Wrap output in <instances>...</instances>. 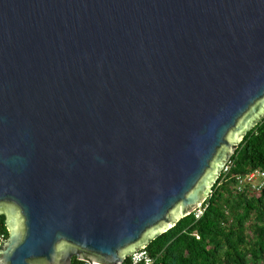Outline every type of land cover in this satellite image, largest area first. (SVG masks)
Segmentation results:
<instances>
[{"label": "water", "instance_id": "water-1", "mask_svg": "<svg viewBox=\"0 0 264 264\" xmlns=\"http://www.w3.org/2000/svg\"><path fill=\"white\" fill-rule=\"evenodd\" d=\"M263 120L264 0H0V264H121Z\"/></svg>", "mask_w": 264, "mask_h": 264}, {"label": "trees", "instance_id": "trees-1", "mask_svg": "<svg viewBox=\"0 0 264 264\" xmlns=\"http://www.w3.org/2000/svg\"><path fill=\"white\" fill-rule=\"evenodd\" d=\"M230 161V173L225 180L220 175L202 215L193 212L147 246L154 264H264V186L256 190L246 183L239 189L238 180L264 172V120ZM0 231L9 237L5 215ZM73 264L87 263L75 258Z\"/></svg>", "mask_w": 264, "mask_h": 264}, {"label": "built area", "instance_id": "built-area-1", "mask_svg": "<svg viewBox=\"0 0 264 264\" xmlns=\"http://www.w3.org/2000/svg\"><path fill=\"white\" fill-rule=\"evenodd\" d=\"M231 167H232V162L229 161L223 168L221 172V176L223 177L224 180L230 173ZM258 178H261V179H260V183L257 184L256 180ZM238 180L240 184L239 189L244 184L248 183L253 189L259 190L264 186V172L260 170H254L248 173L247 175H243L239 177ZM202 212H203L202 207H200L198 210L195 211V213H197V217H200L202 215ZM3 236L7 237V234L0 231V242ZM154 263H155L154 258L150 255L148 250L145 248V249H141L139 251L134 252L132 255L124 259V261L121 264H154Z\"/></svg>", "mask_w": 264, "mask_h": 264}, {"label": "rangeland", "instance_id": "rangeland-1", "mask_svg": "<svg viewBox=\"0 0 264 264\" xmlns=\"http://www.w3.org/2000/svg\"><path fill=\"white\" fill-rule=\"evenodd\" d=\"M260 179H261V178H258V179L256 180V183H257V184L260 183Z\"/></svg>", "mask_w": 264, "mask_h": 264}, {"label": "flooded vegetation", "instance_id": "flooded-vegetation-1", "mask_svg": "<svg viewBox=\"0 0 264 264\" xmlns=\"http://www.w3.org/2000/svg\"><path fill=\"white\" fill-rule=\"evenodd\" d=\"M6 223H7V218H6Z\"/></svg>", "mask_w": 264, "mask_h": 264}]
</instances>
